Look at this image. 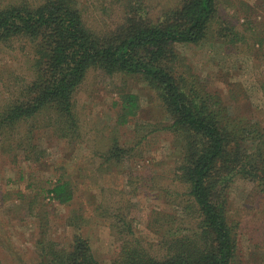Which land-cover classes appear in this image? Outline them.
Returning <instances> with one entry per match:
<instances>
[{"label": "trees", "instance_id": "16d2710c", "mask_svg": "<svg viewBox=\"0 0 264 264\" xmlns=\"http://www.w3.org/2000/svg\"><path fill=\"white\" fill-rule=\"evenodd\" d=\"M115 1L121 6L116 25L102 30L89 20L80 0H0V44H22L15 49L28 50L30 65L25 84L0 107V148L5 154L23 150L32 163L42 157L35 156L38 145L33 143L40 131L76 144L87 135V146L101 161L100 172L125 164L137 144H122L118 136L112 142L100 139L108 135L87 121L80 95L92 73L120 78L124 86L133 78L154 93L166 114V121L155 124L138 144L143 148L153 132L168 131L182 155L175 182L183 188L177 193L183 214L152 216L147 227L160 237L153 251L135 236L134 223L117 213L131 237L123 239L118 257L104 263L84 234L87 218L74 209L67 222L74 226L73 239L64 244L38 240L34 264H244L241 223L233 219L229 192L243 179L264 194V128L234 114L178 47L212 38L231 47L246 43L247 36L220 15V0ZM258 41L259 46H247L259 62L263 38ZM120 92L113 115L129 129L141 109L140 96ZM140 125L137 121L136 129ZM49 182L47 197L72 206L81 179L62 176ZM0 264H5L2 258Z\"/></svg>", "mask_w": 264, "mask_h": 264}, {"label": "rangeland", "instance_id": "374dc122", "mask_svg": "<svg viewBox=\"0 0 264 264\" xmlns=\"http://www.w3.org/2000/svg\"><path fill=\"white\" fill-rule=\"evenodd\" d=\"M116 2L80 0L89 20L102 30L116 25L121 13ZM219 4L220 15L235 24L247 36V42L239 45L235 42L233 48L226 45L227 41L212 38L199 46L178 48L193 70L204 77L209 89L222 93L234 114L264 128V56L258 62L247 46L253 42L259 46L258 39L263 38L264 51V0H220ZM16 47L0 44V107L15 90L21 89L30 75L28 50L23 53ZM121 89L140 96L141 109L129 129L121 127L113 115L112 106L119 100ZM80 98L81 107L88 112L87 121H93L108 135L105 139L100 134V139L112 142L118 136L122 144H137L138 151L125 164L100 172L101 161L93 157L91 147L87 146V135L76 144L53 138L47 131H40L38 137L35 133L33 143L38 145L35 156L42 157L32 163L24 158L23 150L5 154L0 148V258L5 264L37 262L36 245L43 238H54L63 244L72 240L75 229L67 222L74 209L87 218L84 234L90 237L97 258L104 263L118 257L123 239L131 237L117 213H123L134 223L135 236L153 251L160 237L147 227L152 216L183 214L177 200V193L183 188L175 182L182 155L175 149L170 133L155 131L143 142V148L138 144L155 124L166 121L165 111L154 93L133 78L124 86L120 78L98 72L90 75ZM137 121L141 125L136 129ZM62 176L81 179L80 194L72 206L47 197L49 181ZM229 194L233 219L241 223L239 242L243 262L264 264V194L255 183L243 179L233 184Z\"/></svg>", "mask_w": 264, "mask_h": 264}]
</instances>
